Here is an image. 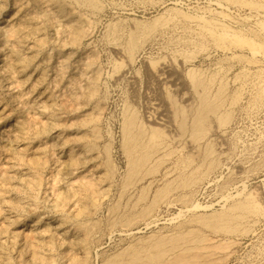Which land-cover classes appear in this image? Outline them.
Returning a JSON list of instances; mask_svg holds the SVG:
<instances>
[{
  "label": "rangeland",
  "instance_id": "obj_1",
  "mask_svg": "<svg viewBox=\"0 0 264 264\" xmlns=\"http://www.w3.org/2000/svg\"><path fill=\"white\" fill-rule=\"evenodd\" d=\"M180 257L264 264V0H0V264Z\"/></svg>",
  "mask_w": 264,
  "mask_h": 264
},
{
  "label": "bare ground",
  "instance_id": "obj_2",
  "mask_svg": "<svg viewBox=\"0 0 264 264\" xmlns=\"http://www.w3.org/2000/svg\"><path fill=\"white\" fill-rule=\"evenodd\" d=\"M240 41V40H239ZM245 40H241V43L244 42ZM248 43V40L245 42ZM250 47H254L253 49L257 50V46L255 45L254 42H249ZM190 80L193 82L194 85H201L204 89H206L207 87V82L203 81L202 79L197 77V73L195 74L194 71H190V73L188 74ZM196 109V110H195ZM217 110V104L209 101V96L208 94L205 92V90L202 91V93L199 95V102L198 105L196 106V108H194V110L192 111L193 114V133L196 135H200L203 132V127H202V123L204 122V120H206V117L208 115V113L211 111L213 113H215ZM221 122L225 120V117L220 118ZM134 122V117L130 116L127 120V127H128V139L126 140L125 143V149L126 151L129 153L130 157H131V169L134 170V168L140 164V163H146L150 157L151 154V149L153 148V144H141L140 143V137L143 134L142 129H138L135 133H130V127H132ZM158 131L157 129H155L154 134H157ZM151 138V137H150ZM152 140V139H151ZM140 152V153H138ZM255 207L254 202L250 201V200H245V201H237L234 202L230 208L228 210L232 211H250L251 209H253ZM194 208H207V206H202L199 203H196ZM147 209L143 210L141 212V215H144L147 213ZM224 213V212H223ZM214 214V213H213ZM212 215V214H211ZM232 214L231 213H224V214H216L213 215L212 219H205L204 218L202 220H204V222L206 221L207 225H211L210 223H212V225L217 226V228H225V227H229V220L231 218ZM200 218V217H199ZM198 219V218H197ZM198 219V220H201ZM202 224H205V223ZM213 226V227H214ZM215 228V227H214ZM191 233V230L188 232ZM165 240V239H164ZM162 238L158 239L157 241H155V243H159L164 241ZM185 249H187V247H184ZM161 250L156 251V253H154L152 255V257H154L155 255H160ZM134 257H138V255L134 256ZM151 255L148 259H153L155 261L154 258H152ZM134 259V258H133ZM141 260V259H139ZM195 259L193 258H184V257H180L178 258L174 264H191V262H193ZM135 261V260H134ZM197 261V260H196ZM199 261V260H198ZM197 261V262H198ZM201 261V260H200ZM199 261V262H200ZM208 260H205V262H207ZM212 261V260H211ZM203 262V263H205ZM208 263H210V261H208ZM168 264V263H165ZM171 264V263H170ZM194 264V263H192ZM198 264V263H196ZM202 264V261H201Z\"/></svg>",
  "mask_w": 264,
  "mask_h": 264
}]
</instances>
